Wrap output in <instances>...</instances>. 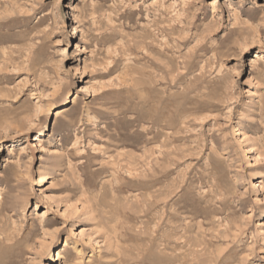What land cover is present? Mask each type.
I'll return each mask as SVG.
<instances>
[{
    "label": "rangeland",
    "instance_id": "rangeland-1",
    "mask_svg": "<svg viewBox=\"0 0 264 264\" xmlns=\"http://www.w3.org/2000/svg\"><path fill=\"white\" fill-rule=\"evenodd\" d=\"M0 264H264V0H0Z\"/></svg>",
    "mask_w": 264,
    "mask_h": 264
},
{
    "label": "bare ground",
    "instance_id": "bare-ground-1",
    "mask_svg": "<svg viewBox=\"0 0 264 264\" xmlns=\"http://www.w3.org/2000/svg\"><path fill=\"white\" fill-rule=\"evenodd\" d=\"M180 108V107H179ZM161 121V120H160ZM162 122V121H161ZM161 124V123H160ZM161 125H163V124H161ZM6 236V235H5ZM12 236V235H11Z\"/></svg>",
    "mask_w": 264,
    "mask_h": 264
}]
</instances>
